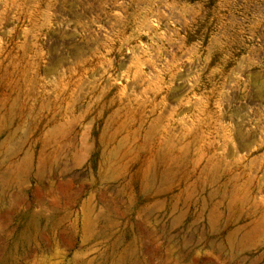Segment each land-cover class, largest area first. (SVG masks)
I'll use <instances>...</instances> for the list:
<instances>
[{
  "label": "rangeland",
  "instance_id": "obj_1",
  "mask_svg": "<svg viewBox=\"0 0 264 264\" xmlns=\"http://www.w3.org/2000/svg\"><path fill=\"white\" fill-rule=\"evenodd\" d=\"M0 264H264V0H0Z\"/></svg>",
  "mask_w": 264,
  "mask_h": 264
}]
</instances>
